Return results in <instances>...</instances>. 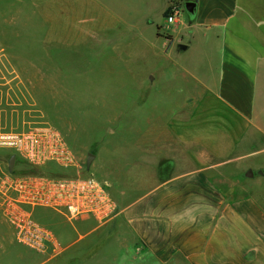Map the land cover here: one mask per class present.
<instances>
[{
  "label": "crops",
  "instance_id": "obj_1",
  "mask_svg": "<svg viewBox=\"0 0 264 264\" xmlns=\"http://www.w3.org/2000/svg\"><path fill=\"white\" fill-rule=\"evenodd\" d=\"M39 1L47 43L62 39L48 20L90 23L95 34L106 29L107 17L119 16L106 0ZM170 1L161 0L163 18ZM184 1L195 2L196 10L183 35L162 34L157 27L156 36L175 49L168 54L169 79L181 78L191 90L186 96L216 98L242 117L247 129H256L257 113H264L262 104L256 111V99L264 97V0ZM143 17L144 27L153 24L149 14ZM180 44L186 49L179 50ZM190 50L193 59L184 56ZM120 113L126 126H107L128 136L109 155L105 150L111 143L105 139L104 150L96 149L93 160L101 158L100 182L115 204L113 217L98 224L49 216L55 223L41 224L53 233L58 250L42 254L49 258L39 264H264V201L255 195L230 197L223 186L225 172L240 176L242 160L255 152L231 157L224 156L223 148L208 152L205 146L223 145L222 137L209 140L196 131V122L170 121L167 114L146 112L137 102ZM178 125L187 129L184 135L177 133ZM17 245L34 252L16 241L14 229L0 215V256Z\"/></svg>",
  "mask_w": 264,
  "mask_h": 264
},
{
  "label": "rangeland",
  "instance_id": "obj_2",
  "mask_svg": "<svg viewBox=\"0 0 264 264\" xmlns=\"http://www.w3.org/2000/svg\"><path fill=\"white\" fill-rule=\"evenodd\" d=\"M106 2L119 16L107 17L104 31L94 34L92 24H74L70 18L60 17L58 24L56 20L48 22L58 27L62 39L59 43H47L42 37L46 24L41 19L45 21L46 17L41 15L39 0H0V136L52 126L77 158L78 167L64 168L47 162L56 167L49 165L45 172L56 170L59 177L79 175L101 181V158L97 156L86 168V157L95 155L96 149L104 150L106 140L111 143L105 150L109 155L115 143L128 136L110 130L107 125L126 126L119 118L120 111L126 110L129 102H137L146 112L157 110L167 114L170 121L196 122V131L206 134L209 140L222 137L223 145L205 146L208 152L223 148L225 157L255 152L242 160L245 169L240 176L225 172L223 186L229 189L226 194L230 197L255 195L264 201V113H257L256 129H247V122L216 98L186 96L191 91L185 88L186 83L181 78L169 79L173 68L168 54L175 49L162 35L156 36L157 27H161L162 34L183 35L189 18L184 10L185 1L169 2L181 5L177 30L159 13L161 0ZM146 14L153 24L144 27L141 22ZM184 56L193 59L192 50ZM184 56L175 57L174 63ZM258 97L256 111L260 104L264 107V97ZM176 131L184 135L187 129L178 125ZM13 154L11 149L0 147V173L8 172V160ZM16 161L17 156L11 173L23 176L28 166H19ZM248 170L253 172L251 178L245 177ZM49 212L38 210L36 217L47 226L55 223L50 219L53 216L65 220ZM48 258L17 245L0 256V264H39Z\"/></svg>",
  "mask_w": 264,
  "mask_h": 264
},
{
  "label": "built area",
  "instance_id": "obj_3",
  "mask_svg": "<svg viewBox=\"0 0 264 264\" xmlns=\"http://www.w3.org/2000/svg\"><path fill=\"white\" fill-rule=\"evenodd\" d=\"M181 13V5L169 4L166 23L176 25ZM0 147L11 149L35 166L53 162L64 168L78 167L77 158L52 126L1 135ZM36 209L50 210L70 223L92 219L104 224L113 217L115 204L105 185L92 177L0 173V215L14 229L16 241L37 253H54L58 243L53 233L34 218Z\"/></svg>",
  "mask_w": 264,
  "mask_h": 264
},
{
  "label": "trees",
  "instance_id": "obj_4",
  "mask_svg": "<svg viewBox=\"0 0 264 264\" xmlns=\"http://www.w3.org/2000/svg\"><path fill=\"white\" fill-rule=\"evenodd\" d=\"M167 14H168V10H167L165 16H167ZM16 163H17V165L22 166V167L28 166V169L26 168L23 170V173H22L23 176H42L43 175V176L48 177V178H61V177H59L60 175L58 174V172H56V170H53L51 172H47V171L45 172L44 168L49 166V165H50V167H56L51 163H47V164L42 165V166H34V165L28 164L27 162L23 161L19 157H17ZM46 173H48V174H46ZM37 211H38V209H36L34 211V218L40 223L41 222L45 223V221H40L39 218L36 217Z\"/></svg>",
  "mask_w": 264,
  "mask_h": 264
},
{
  "label": "water",
  "instance_id": "obj_5",
  "mask_svg": "<svg viewBox=\"0 0 264 264\" xmlns=\"http://www.w3.org/2000/svg\"><path fill=\"white\" fill-rule=\"evenodd\" d=\"M184 10H185L186 14L188 15V17L190 19H193L194 15H195V10H196V3L193 2V1H185ZM178 49L183 51V50L186 49V46L183 45V44H180L178 46ZM15 158H16V156L13 154V155L10 156V158L8 160L7 167H8V172L9 173L12 172V168H13V164H14ZM93 159H94V155L93 154H88L87 155V157H86V168H89V166L92 163ZM252 176H253V172L251 170H248L245 173V177H247V178H251Z\"/></svg>",
  "mask_w": 264,
  "mask_h": 264
}]
</instances>
